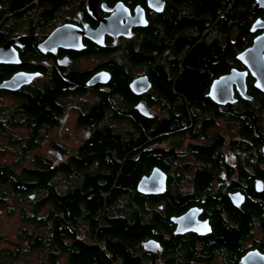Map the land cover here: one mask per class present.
I'll use <instances>...</instances> for the list:
<instances>
[{
	"label": "flooded vegetation",
	"instance_id": "flooded-vegetation-1",
	"mask_svg": "<svg viewBox=\"0 0 264 264\" xmlns=\"http://www.w3.org/2000/svg\"><path fill=\"white\" fill-rule=\"evenodd\" d=\"M256 4L252 0L248 10L241 0H219L216 22L199 40L205 48L200 71L191 75L172 73L179 58L172 45L196 30L175 35L178 19L192 12L188 0H0V84L17 74L39 75L17 91L0 90V107H13L18 92L34 84L47 89L53 80L73 81L71 93L57 99L58 111L47 115L48 122H57L42 128L43 141L53 139L49 133L72 115L78 130L72 146L52 140L43 155L52 168L72 163V170L55 172L41 197L6 193L0 201V215L17 218L10 234L0 227V264H264V90L238 59L264 34V27L251 32L256 21L264 26V8ZM241 42L243 50L233 54ZM145 50L152 62H136L134 55L149 54ZM226 56L227 73L248 71L247 98L234 87L233 104L209 97L213 82L227 74ZM113 62L124 69L128 88L113 82ZM154 69L163 72L152 74ZM99 74L108 83L88 87ZM140 77L148 78L150 88L136 95L130 85ZM104 95L100 112L95 103ZM146 119L169 129V138L146 143L140 136L139 145L143 152L169 153V174L153 165L143 175L159 168L165 190L140 202L136 216L113 217L106 207L88 216L79 191L90 197L105 191L109 178L99 170L100 185L90 183L81 164L95 153L85 145L105 127L126 135L136 128L143 135Z\"/></svg>",
	"mask_w": 264,
	"mask_h": 264
},
{
	"label": "trees",
	"instance_id": "trees-1",
	"mask_svg": "<svg viewBox=\"0 0 264 264\" xmlns=\"http://www.w3.org/2000/svg\"><path fill=\"white\" fill-rule=\"evenodd\" d=\"M245 2L246 8L249 10L252 0H241ZM192 12L187 17L178 19L177 30L175 35L185 28H195L196 30L190 34L182 33L179 40H176L172 45L173 53H176L178 60L175 63V68H172V73H189L193 74L200 71V61L202 52L205 48L202 45L200 38L203 33L213 23L216 22L219 11L216 13L214 10L219 6V0H188ZM240 6H242L240 4ZM239 6V7H240ZM192 42L187 45V42ZM243 42L240 47H232V52L235 54L237 51L243 50ZM151 47V46H149ZM149 54L143 55L138 53L134 55L136 62H152L151 51ZM144 56V59H143ZM229 57L226 56L224 62V72H228ZM113 82L120 90L128 88V78L123 77L124 69L118 62H113ZM161 69H154L152 74L162 73ZM180 75L176 78L177 87H180ZM155 82V89L158 90L157 80ZM77 84H82L77 81ZM169 87L172 88L171 81H167ZM195 84L190 85L187 89L190 91L195 88ZM74 85L73 81H58L53 80L49 83L47 89L40 84H34L31 87L25 88L23 91L18 92L15 98V105L11 108L0 107V138L3 139V144H8L10 147H15L20 155L14 163H0V201L5 199V195L15 193L18 196H25L28 198L30 194H39L44 188L52 184L55 172L60 169H73L72 163L60 167L52 168L50 161L45 159V156L37 154L32 158L29 155L35 152L43 142L42 128L49 124L52 127L57 121H47L46 117L49 113H56L58 111L57 99L61 95H68L71 93L70 86ZM73 92V91H72ZM176 95V94H175ZM194 98V95L191 96ZM101 102L95 103V109L101 112V103H106L108 97L101 96ZM245 105L250 103L245 102ZM105 111V110H104ZM120 121L114 119V122ZM148 119L145 120L144 133L141 135L136 128L131 129V133L126 135L125 132H120L115 128L97 129L93 138L85 145L91 149L95 155L91 159H83L81 167L89 170L88 178L90 183L100 185V172L99 170L107 171L109 184L105 191L98 189L90 197V193L86 191H79V199L82 203V210L88 216L92 215L94 211L101 214L105 207L111 211L113 217H132L137 215L138 206L140 202L148 199L147 197L137 191V185L142 179L144 174H147L153 165H158L166 173H170L169 153L163 150H153L152 152L139 149L140 136H143L144 142L151 138L160 137L161 140L169 138V129L157 128L153 125H148ZM166 121V120H164ZM86 124H90L86 122ZM14 128H26L28 134H17ZM25 130V129H20ZM107 137V139H106ZM135 138L138 140L134 141ZM1 144V143H0ZM4 150L0 148V153ZM157 153H163L165 156H156ZM25 159H29L30 163L24 166L22 174L17 173L14 169L22 168ZM96 164V166H94ZM47 169L49 172L44 171ZM91 169H95L91 171ZM7 188V191L4 189ZM9 188V189H8ZM74 193L70 194L73 199ZM171 194L166 195V200H171ZM4 197V199H2ZM156 197V196H154ZM124 198L125 202L120 200ZM154 199V198H151ZM40 208L35 207L34 211ZM122 232H126L124 229Z\"/></svg>",
	"mask_w": 264,
	"mask_h": 264
},
{
	"label": "water",
	"instance_id": "water-1",
	"mask_svg": "<svg viewBox=\"0 0 264 264\" xmlns=\"http://www.w3.org/2000/svg\"><path fill=\"white\" fill-rule=\"evenodd\" d=\"M256 7L264 8V0H257ZM263 27L260 21H256L251 28V32L254 33L257 29ZM238 59L248 71H253L256 87L264 90V34L256 38L255 44L252 47L241 52L238 55ZM248 71L232 69L229 73L219 77L213 82L209 97L216 103L233 104L235 102L233 88L236 87L240 91V94L244 98H247ZM37 77H39L38 74H17L10 80L0 84V90L17 91L24 85L32 83ZM108 81L107 77L99 74L89 80L87 86L94 87L98 84H107ZM130 88L134 94L141 95L150 88V82L147 77H140L131 83ZM137 109L144 116H150V112L145 106L139 105ZM165 180L164 172L156 168L149 177L145 176L139 181L137 191L145 195L161 194L166 187Z\"/></svg>",
	"mask_w": 264,
	"mask_h": 264
},
{
	"label": "rangeland",
	"instance_id": "rangeland-1",
	"mask_svg": "<svg viewBox=\"0 0 264 264\" xmlns=\"http://www.w3.org/2000/svg\"><path fill=\"white\" fill-rule=\"evenodd\" d=\"M73 116L74 115H72L69 118L68 122L64 124L62 127L52 130L49 133V135L53 137V139H50L49 141L44 140L42 144L40 145V147L35 152H32L29 155V157L32 158L34 156H37V154H41V155L47 154L48 155V150L51 149L50 145L52 143V140H57L60 143L63 142V143H66L68 146H72L73 142L77 139V136H78V132H77L78 130H75V127H74V117ZM20 129H25V130H20ZM74 131H76V134H74ZM14 132L17 134H25V135L26 133L28 134L26 128H14ZM69 132H71L73 135L69 134ZM2 142L4 141L2 138H0V143H1L0 148L4 150L2 153H0V163H13V162L15 163L17 159L19 160L20 155L17 154L19 153L17 149L15 147L12 148L8 146V144H3ZM23 163H25V165H22V168L28 165L30 161L29 159H25ZM4 191H7V189L5 188ZM41 196H42V193L36 194L35 197H41ZM6 198L11 200V198L9 197H6ZM2 215H0V227L5 233L10 234L15 229V227L13 226H14L15 219L17 218L11 217L12 215L10 214L7 216H2ZM7 223L10 224L9 229H7V225H6Z\"/></svg>",
	"mask_w": 264,
	"mask_h": 264
},
{
	"label": "bare ground",
	"instance_id": "bare-ground-1",
	"mask_svg": "<svg viewBox=\"0 0 264 264\" xmlns=\"http://www.w3.org/2000/svg\"><path fill=\"white\" fill-rule=\"evenodd\" d=\"M256 40V39H255ZM255 40H254V43H253V45L255 44Z\"/></svg>",
	"mask_w": 264,
	"mask_h": 264
}]
</instances>
